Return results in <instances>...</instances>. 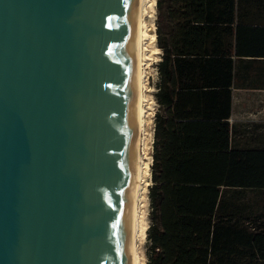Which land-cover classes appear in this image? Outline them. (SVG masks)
Returning <instances> with one entry per match:
<instances>
[{
  "label": "water",
  "instance_id": "1",
  "mask_svg": "<svg viewBox=\"0 0 264 264\" xmlns=\"http://www.w3.org/2000/svg\"><path fill=\"white\" fill-rule=\"evenodd\" d=\"M140 0H0V264H134Z\"/></svg>",
  "mask_w": 264,
  "mask_h": 264
},
{
  "label": "trees",
  "instance_id": "2",
  "mask_svg": "<svg viewBox=\"0 0 264 264\" xmlns=\"http://www.w3.org/2000/svg\"><path fill=\"white\" fill-rule=\"evenodd\" d=\"M157 6L165 115L155 114L146 264H264V141L242 143L228 121L232 87L264 86L249 77L255 59L242 58L264 57V0Z\"/></svg>",
  "mask_w": 264,
  "mask_h": 264
},
{
  "label": "bare ground",
  "instance_id": "3",
  "mask_svg": "<svg viewBox=\"0 0 264 264\" xmlns=\"http://www.w3.org/2000/svg\"><path fill=\"white\" fill-rule=\"evenodd\" d=\"M150 1H146V4ZM147 7V5H146ZM148 14L145 8V0H140L138 28H137V182L134 194V264H143L141 253L139 252V242L143 233L144 218V194L147 185L146 172L148 163L145 162V153L147 150L146 138V113L145 103L147 102L144 93V82L147 77L146 68L149 61H153V55L157 54L159 49L149 48L156 39L154 35L148 33V26L144 22L145 15ZM147 63V64H146ZM146 92V91H145ZM146 201V199H145ZM146 205V204H145Z\"/></svg>",
  "mask_w": 264,
  "mask_h": 264
},
{
  "label": "crops",
  "instance_id": "4",
  "mask_svg": "<svg viewBox=\"0 0 264 264\" xmlns=\"http://www.w3.org/2000/svg\"><path fill=\"white\" fill-rule=\"evenodd\" d=\"M223 27H225V25H219L218 36L219 39L224 40L225 44L228 45L230 36L224 34ZM242 58H244L243 60L249 58L255 59L253 65L256 67L250 70L249 77L261 82L264 78V57ZM161 60L162 57L160 61ZM235 60L238 65V70H240V72H245L247 63L241 62L240 59ZM260 65H263L262 69H260ZM243 74L246 73H242V75ZM157 76L156 84L160 81L159 72ZM157 111L165 115V108L160 107L159 105ZM228 121L230 124V130L238 131L237 137L242 143L245 140H248L251 143H260L261 141H264V86H259L253 82L247 81L245 84L232 87V110ZM250 136L252 139H249Z\"/></svg>",
  "mask_w": 264,
  "mask_h": 264
},
{
  "label": "rangeland",
  "instance_id": "5",
  "mask_svg": "<svg viewBox=\"0 0 264 264\" xmlns=\"http://www.w3.org/2000/svg\"><path fill=\"white\" fill-rule=\"evenodd\" d=\"M145 0V8L148 11V14L145 15L144 17V22L148 26V33L150 35H154L156 41L152 45H148L149 48H156L159 49L158 53L153 55V61H149V66L147 65L146 72H147V77L145 79L146 82L145 84V89L144 93L146 94L147 97V102L145 103V110L147 111L146 113V138H147V150L145 153V162L148 163V168L146 172V180H147V185L145 186V194H144V218H143V233H142V239L141 242H139V252L141 253V258L143 260V264H146L147 262V252L148 248L150 246V242L148 240V229L152 223V206H151V201H150V187L153 184V179H152V164H153V153H154V141H155V114L157 112L158 104L156 101V82H157V64L160 61L162 57V50L158 45L157 41V31L158 27L160 24L159 21V9L157 6V0H149L150 3L147 2L146 4ZM147 5V7H146ZM147 64V63H146ZM146 91V92H145ZM146 199V201H145ZM146 204V205H145Z\"/></svg>",
  "mask_w": 264,
  "mask_h": 264
}]
</instances>
